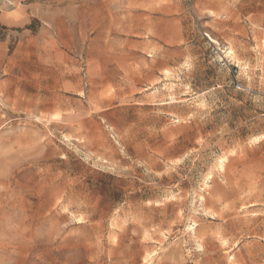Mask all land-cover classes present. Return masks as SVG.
I'll list each match as a JSON object with an SVG mask.
<instances>
[{"label":"rangeland","instance_id":"obj_1","mask_svg":"<svg viewBox=\"0 0 264 264\" xmlns=\"http://www.w3.org/2000/svg\"><path fill=\"white\" fill-rule=\"evenodd\" d=\"M0 264H264V0H0Z\"/></svg>","mask_w":264,"mask_h":264},{"label":"bare ground","instance_id":"obj_2","mask_svg":"<svg viewBox=\"0 0 264 264\" xmlns=\"http://www.w3.org/2000/svg\"><path fill=\"white\" fill-rule=\"evenodd\" d=\"M234 48H232V46H228V47H226L225 49H224V53H225V57H227V58H229L231 61H233V62H235V63H237V64H239V61L240 60H238L237 58L238 57H236V54H235V52H234V50H233ZM171 73V72H170ZM169 73V70H165L164 71V74H166V75H169L170 74ZM166 77V76H165ZM171 84V83H170ZM176 85V84H175ZM171 87V86H170ZM162 105V104H161ZM228 158V157H227ZM219 166H220V168L221 169H223V166H224V159H221V160H219ZM218 163H216V166L218 165ZM225 163H226V161H225ZM221 171V170H220ZM209 175V174H208ZM209 177H211V174L209 175ZM208 179V178H207ZM206 183V182H205ZM205 187V186H204ZM198 194H200V192L198 193ZM203 196H204V194H203ZM201 199H203V197L201 196ZM202 202V201H201ZM196 210V209H195ZM148 253V252H147ZM151 253V252H150ZM150 253H148L146 256H144L145 257V259H143V260H145L146 262H148L149 260V258H150ZM151 255H152V253H151ZM151 259V258H150Z\"/></svg>","mask_w":264,"mask_h":264},{"label":"built area","instance_id":"obj_3","mask_svg":"<svg viewBox=\"0 0 264 264\" xmlns=\"http://www.w3.org/2000/svg\"><path fill=\"white\" fill-rule=\"evenodd\" d=\"M237 87H239V85L237 84Z\"/></svg>","mask_w":264,"mask_h":264}]
</instances>
